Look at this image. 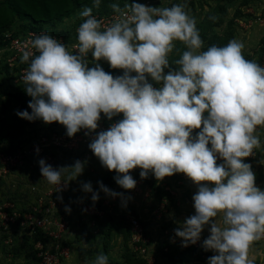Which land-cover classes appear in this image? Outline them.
<instances>
[{"label": "clouds", "instance_id": "clouds-1", "mask_svg": "<svg viewBox=\"0 0 264 264\" xmlns=\"http://www.w3.org/2000/svg\"><path fill=\"white\" fill-rule=\"evenodd\" d=\"M100 2L92 0L93 7ZM110 7L114 15L107 23L90 7L79 13L75 51L46 32L31 36L20 56L28 64L22 80L31 112L15 114L30 122H58L72 137L81 129H97L101 113L109 120L122 113L88 144L101 165L117 173L115 182L133 189L129 171L137 167L142 179L149 171L157 180L183 173L197 191L195 214L173 230L181 247L196 244L210 225L201 243L204 251L215 253L207 264H257L249 245L264 234V185L257 184L246 158L261 143L256 129L264 126V66L244 57L240 39L201 50L186 2L152 7L133 0ZM176 42L185 50L170 62ZM89 54L94 67H88ZM101 60L123 74L105 72L97 63ZM194 129H199L195 136ZM86 164L76 160L53 167L38 161L41 176L58 193ZM97 184L108 196L121 195ZM81 190L91 193L93 204L99 199L91 182ZM64 211L71 209L65 205ZM90 264H108V257L97 254Z\"/></svg>", "mask_w": 264, "mask_h": 264}, {"label": "rangeland", "instance_id": "rangeland-1", "mask_svg": "<svg viewBox=\"0 0 264 264\" xmlns=\"http://www.w3.org/2000/svg\"><path fill=\"white\" fill-rule=\"evenodd\" d=\"M73 1L77 2L79 7L73 10L70 17L59 22L56 28L49 25L43 27V30L53 37L62 34L61 36L65 39L64 45L69 50H74L72 45L76 43V28L82 22L79 13L84 7L92 8L93 12L94 9L101 6L112 10L110 7L112 3H118L123 7L125 2H133V0H101L98 6L93 7L92 0ZM143 1L135 0V2L141 4L144 3ZM162 1V7L171 6L178 2H186V10L195 17L197 27L203 24L204 21H211L213 18L215 22L219 23L217 27L210 28L211 34L214 35L209 34L206 36L205 34V38L201 37L203 41L201 50H206L209 46L211 36H215L213 40H216L215 45L217 46L225 45L224 42L227 37L240 39L245 45L243 49L244 57L256 62L260 53L264 50V32L262 33L260 30L261 27L258 28L261 23L254 25L247 33L241 27V23L255 19V14H261L264 17V0ZM11 10L12 6L9 0H0L1 12H10ZM8 14L12 16L11 29L14 32L29 26V22L21 20L17 12L2 13L0 18ZM256 27L257 29H255ZM204 31L205 29H202V32ZM1 32L2 30H0V37H2ZM184 50V45L176 42L173 52L169 54L170 62L177 59ZM88 60V67H94L90 54ZM97 63L107 73L112 70V72L123 74L122 69H113L106 61L101 60ZM25 66L28 67L27 64L21 61H18L12 69L4 66L2 69L7 68L0 75V137H2L0 154L15 151L18 155L24 157L23 167L19 170L14 167L9 173L0 177V264H40L38 242L41 241L43 246L46 244L44 250H51L53 244H56V242H51V239L45 238L38 230L37 233H33L32 221L27 219L28 214L34 212L35 209L37 213L33 217L38 216L37 214L42 209L40 207L41 198H44L43 203L46 206L48 205L49 199H46L45 196H48V193L55 186L50 185L41 176L39 170L38 161L44 158L43 155L37 153V147L42 139H46L47 143L53 146H55L53 143L58 138H61V141L64 142H61L62 147L56 146L57 148L53 147L55 150H48L51 154H54L53 159H44L47 164L53 167L70 166L76 160L87 161L82 174L77 178L79 181L77 182L76 179L68 181L70 185L69 195L65 199L62 197L63 213H65V205L71 209L70 213H65L69 222V229L66 232L68 243H63V246H68L71 251L73 248H77L80 255L79 257V255H76L77 253L74 254L76 259L70 258L68 260L70 264H90L97 254L106 255L110 243L108 224L114 226L119 221L122 222L119 225L121 226L122 237L120 238V244L117 245L115 256L119 257L123 253L126 260H108V264H146V261L133 253L129 247L127 222L131 216L139 219L150 239L148 256L151 260L150 264H158L160 258L166 257V254L162 252L163 248L169 247V249L172 250L173 248L175 250L177 249L176 246L181 247V244H169L168 242L171 239V234L175 236L173 230L179 227L177 222L182 223L185 218L195 214L192 196L197 191V186L183 173H174L171 176H165L163 179L157 180L149 171L147 177L142 179L139 176L141 169L137 167L129 171V174L136 181L135 187L133 189H123L113 179L117 173L103 167L99 159L94 154L92 156V152L88 148L91 141L87 142L92 131L81 129L72 137H68L65 127L58 122L46 124L42 120L30 122L19 118L15 114L17 111H29L27 107L25 109L21 107L19 99L28 96L23 90L25 85L22 76L27 68ZM171 67L174 69L175 66L172 65ZM165 72H167V69ZM131 75H135V73ZM148 80L153 83L154 87H158L155 82L151 81L150 77ZM120 119H122V113L113 116L111 122L101 113L97 122L98 127L95 130H98L100 125L109 128L111 124L118 122ZM198 131L199 129H194L192 135L195 136ZM85 132H88V134L85 135ZM256 132L260 137V146L254 148L253 153L246 160L255 173L257 184L264 185V126H258ZM68 148L73 151L67 150ZM54 160L55 165L52 164ZM3 163L4 160L0 161V170L5 165L10 164V162L5 165ZM219 163H222V160L218 158L217 164ZM98 181L102 182L111 191L121 195L113 198L99 191ZM85 182H91L93 190L99 193V199L95 204L91 201V193H85L81 190V185ZM105 202L108 203L106 216L102 219L95 218L91 214V210L101 208ZM108 220L109 223L106 225L105 222ZM209 227L210 225H205L202 229L198 248L191 246L179 249L194 248L195 252L200 254L201 260L207 262V258L213 254L204 251L201 243L209 235ZM80 229L81 234L79 237L76 234ZM66 240L64 239V241ZM263 243L264 239L256 243L258 247L251 248L261 250V248H264ZM118 252L121 253L118 254ZM189 255L196 256L193 252H190ZM195 258L198 259V257ZM62 262L63 260H61Z\"/></svg>", "mask_w": 264, "mask_h": 264}, {"label": "built area", "instance_id": "built-area-1", "mask_svg": "<svg viewBox=\"0 0 264 264\" xmlns=\"http://www.w3.org/2000/svg\"><path fill=\"white\" fill-rule=\"evenodd\" d=\"M143 2H144L143 4L146 6L162 7L163 1L144 0ZM113 15L114 13H110L102 16L96 15V17L102 20L104 23H107L113 18ZM255 17L256 18L253 20H247L241 23V27L245 33L251 30L254 25L264 22V17H262L261 14L259 15L255 14ZM41 32H46V31L28 32L27 34L18 37H13L11 36V34H6L5 38L7 44L3 47H0V72H3L5 70L2 69V67L4 66H8L10 69H12L14 65L17 64L18 61H20L21 53L25 49L27 42L31 38V36L33 34H39ZM55 38L64 44V40H65L64 38L58 36H56ZM257 63L260 64L261 66H264V53L258 57ZM108 121L111 122L112 119ZM107 129L108 128H106L105 126L101 127L100 125L98 130L91 132V135H89L87 142L92 141L96 137L97 133L101 131H105ZM56 140L57 141L53 143L55 146H53L47 143L46 139H42L40 145L37 147L38 149L37 153L43 155L44 159L45 158H47V160H51V158L53 159L54 154H51L48 150L49 149L55 150L53 147L55 148L62 147L61 142H63L61 141V138H58ZM67 150L73 151L70 148H68ZM2 160H4L3 163L4 165L8 162H10V164L7 166L5 165V167L1 168L0 177H2L3 174L9 173L14 167H17V170H19L21 167H23V163H24V157L22 155H18L17 152L15 151L2 152L0 154V161ZM52 164L55 165V160L54 162H52ZM69 190H70L69 183H67V186L59 193L56 192V186H54L52 191L48 193V196H45L46 199H49V203L47 206L43 203L44 198H41L40 207H42V209L40 210L39 214H37L38 216L33 217L35 216V213H37L36 209H35L36 212L34 211L28 214L29 217L27 219L32 221L33 224V233H37L38 230V232L41 233L45 238H49V240L51 239V242H56V244H53L52 246V248L55 250L53 249L44 250L46 249L45 248L46 244L43 246V243L41 241L38 242V248L40 249V254H38V257L41 259L40 264H70L68 260L71 257L70 256L71 249L66 245L63 246V243L68 242V238L66 237L67 235L66 232L69 229V222L68 219L66 218V214L63 213L62 201L57 199V196L64 197L65 199L69 195ZM107 205L108 203L105 202L102 204L101 208L92 209L91 214L98 219L104 218L106 216ZM127 230H128L129 247L132 250V252L136 253L137 256L145 260L147 264H150L151 260H149L148 257L150 252V239L147 236L144 228L141 225V222L137 217L134 216L129 217V220L127 222ZM64 239L67 240L64 241ZM263 239H264V234L254 238L250 242L249 246H254L256 245V243H258V241H262ZM169 240H170L168 242L169 244H175V243L177 245L181 244L180 239L178 237L173 236V234H171V239ZM198 245L199 242L197 241L196 244H190L187 247L192 246L198 248ZM163 250L164 253H167L169 252L170 249L169 247H165L163 248ZM61 260H63L62 263Z\"/></svg>", "mask_w": 264, "mask_h": 264}, {"label": "trees", "instance_id": "trees-1", "mask_svg": "<svg viewBox=\"0 0 264 264\" xmlns=\"http://www.w3.org/2000/svg\"><path fill=\"white\" fill-rule=\"evenodd\" d=\"M192 1V0H191ZM9 3L12 6V10L10 12H17L19 14V17L21 20H26L29 22V26L26 28L18 29L14 32L13 29H11L12 26V16L10 14L3 16L0 18V30H2L1 34L2 37H0V47H3L7 44L5 35L8 32H11V36L18 37L21 35H25L28 32H40L45 31L43 30V27L45 25H49L52 28H56L58 26L59 22L63 21V19L68 18L71 16L74 9L78 8L79 5L77 2H74L73 0H9ZM5 11H0V15L2 13H10ZM113 13L112 10H108L107 8L97 7L93 10L92 14L94 16L96 15H107ZM207 22L209 25L207 26ZM219 23L215 22L213 19L211 21H204L203 24L198 26L200 37L205 38L210 32V28L213 29L218 26ZM202 29H205V33L202 32ZM47 32V31H46ZM204 35H203V34ZM62 34H58V37H62ZM214 35V34H211ZM215 36H211V41L209 42V46L215 44L216 40H213ZM220 37V36H219ZM63 38V37H62ZM201 38V39H202ZM231 37H227L225 40V44L230 40ZM2 40V42H1ZM264 43V40H263ZM263 45V44H262ZM264 53V50L260 53L262 55ZM259 55V56H260ZM248 59V58H246ZM27 64V63H24ZM28 65V64H27ZM27 67V66H25ZM5 67L4 69H6ZM3 72H0V74ZM111 75L114 77L122 75L119 73L112 72L110 70ZM25 98H19L21 101V107L26 108L28 101L31 99L29 96H24ZM31 111V109H29ZM2 141V137H0V142ZM93 156V153H92ZM110 217V216H109ZM124 220V219H122ZM106 225L109 223V220L105 222ZM122 222H118L116 225L108 224V233H111V231L114 230H121V226H119ZM107 227V226H106ZM128 231V230H127ZM128 234V233H127ZM68 243V242H67ZM70 243V242H69ZM128 246V245H127ZM177 249L169 250V252L165 253L166 257L170 258L171 260L175 261L176 264H180L182 260H180V256L183 254H190V252H193L198 257L199 260H201L200 254L195 252L194 248H181L180 246H176ZM162 252L164 253V250L162 249ZM142 261V260H141ZM145 261V260H143ZM202 261V260H201ZM140 263V262H139ZM146 263V262H145ZM147 264V263H146ZM207 264V262H206Z\"/></svg>", "mask_w": 264, "mask_h": 264}, {"label": "crops", "instance_id": "crops-1", "mask_svg": "<svg viewBox=\"0 0 264 264\" xmlns=\"http://www.w3.org/2000/svg\"><path fill=\"white\" fill-rule=\"evenodd\" d=\"M260 27H261L260 30L263 33L264 32V22L261 23L258 28H260ZM255 29H257V27ZM77 178L78 177H76V180L78 182L79 180ZM80 234H81V229L78 230L76 236L78 235L80 237ZM113 235H115V236H113ZM76 236H74V237H76ZM121 237H122V234H121V231L119 229L118 230H114L113 232L110 233V243H109V248H108V251H107V254H106V256L108 257V260H126V258H125V256H124L123 253L119 257H116L115 256L117 254V253L115 254L116 248H117V245L120 244V238ZM251 247H258V245H256V246L255 245L254 246H249V251L256 254V256H257V264H264V248H261V250L259 249L260 250L259 251L257 249H253ZM206 252L211 253L213 255L215 254L211 250L206 251ZM120 253L121 252H118V254H120ZM74 254L79 255L78 252H77V248H73V250L71 251V255H70L72 257H70V258L76 259L74 257ZM79 257H80V255H79ZM82 259H84V258L82 257ZM180 260H182L180 264H206V262L201 261V260H199V259H197L195 257H192L189 254H183V255H181L180 256ZM118 263H120V262H118ZM158 264H176V263H175V261L171 260L168 257H162V258L159 259V263Z\"/></svg>", "mask_w": 264, "mask_h": 264}]
</instances>
